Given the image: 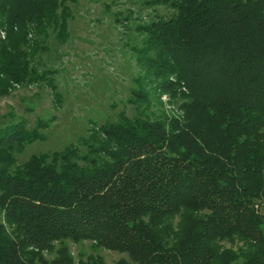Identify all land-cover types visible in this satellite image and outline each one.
I'll return each instance as SVG.
<instances>
[{
    "label": "trees",
    "instance_id": "16d2710c",
    "mask_svg": "<svg viewBox=\"0 0 264 264\" xmlns=\"http://www.w3.org/2000/svg\"><path fill=\"white\" fill-rule=\"evenodd\" d=\"M74 2L0 0V96L44 80L40 39ZM143 4L169 13L135 28V115L23 163L44 134L0 127V264H106L82 242L117 264H264V0Z\"/></svg>",
    "mask_w": 264,
    "mask_h": 264
},
{
    "label": "rangeland",
    "instance_id": "374dc122",
    "mask_svg": "<svg viewBox=\"0 0 264 264\" xmlns=\"http://www.w3.org/2000/svg\"><path fill=\"white\" fill-rule=\"evenodd\" d=\"M168 13L161 6L144 5L143 0L68 3L64 32L57 36V29L51 27L46 37H41L43 50L32 62L38 72H44V80L16 86L0 96V127L20 123L28 130L40 128L45 136L26 145L17 162L78 146L94 125L116 121L121 112L135 115L130 99L139 70L132 48L142 37L135 28ZM166 109L172 107L166 104ZM258 210L264 215V197ZM261 229L264 233V222ZM224 246L234 247L228 243ZM69 249L75 259L80 254H98L106 264L127 258L94 248L89 242L70 243Z\"/></svg>",
    "mask_w": 264,
    "mask_h": 264
}]
</instances>
